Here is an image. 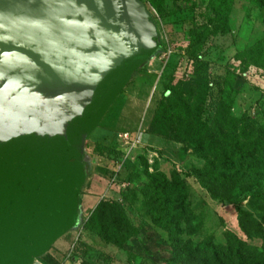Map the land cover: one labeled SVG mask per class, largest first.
I'll list each match as a JSON object with an SVG mask.
<instances>
[{"label": "water", "instance_id": "95a60500", "mask_svg": "<svg viewBox=\"0 0 264 264\" xmlns=\"http://www.w3.org/2000/svg\"><path fill=\"white\" fill-rule=\"evenodd\" d=\"M156 37L143 0H0V264L74 226L85 141Z\"/></svg>", "mask_w": 264, "mask_h": 264}, {"label": "rangeland", "instance_id": "374dc122", "mask_svg": "<svg viewBox=\"0 0 264 264\" xmlns=\"http://www.w3.org/2000/svg\"><path fill=\"white\" fill-rule=\"evenodd\" d=\"M220 1L156 0L157 8L149 0L144 1L155 15L161 48L132 73L101 118L93 135H100L102 144L87 139L90 157L85 164L89 175L96 173V194L89 199L83 198L81 192L74 226L31 264H160L165 257L161 249L167 241V233L152 223L137 193L146 181L142 173V159L145 158L148 171L157 170L167 176L176 171L186 183L187 201L195 216L193 223L199 230L191 235L183 234L184 240L196 241L207 236L223 241L229 231L241 235L237 226L239 207L254 215L264 211L262 200L253 195V191L235 189L236 201L232 203L212 199L193 174L192 167L199 166L203 160L189 151L182 153L175 142L167 140L166 146L153 145L155 152L147 151L149 145L142 137H139L140 144L131 148L119 139L124 131L147 137V118L160 98L164 84L173 72L187 75L188 57L195 54H201L209 61L212 84L203 111L208 123H213L216 100L222 95L232 97L234 116L247 114L253 119L263 118L264 64L243 62L242 57L235 56L237 50L264 36V0H222V4ZM259 2H263L261 6ZM222 15L227 18L218 19ZM147 68L156 70L147 76ZM109 148L121 155L124 153L122 163L113 158L117 152L104 156ZM118 163L120 168L117 170ZM109 170L113 172L110 177V174L107 176ZM124 177L125 180L119 182ZM126 186V190H122ZM123 196L126 197L124 200ZM98 197L120 202L136 229L123 247L108 243L84 228L88 212ZM251 242L258 246L257 241Z\"/></svg>", "mask_w": 264, "mask_h": 264}, {"label": "trees", "instance_id": "16d2710c", "mask_svg": "<svg viewBox=\"0 0 264 264\" xmlns=\"http://www.w3.org/2000/svg\"><path fill=\"white\" fill-rule=\"evenodd\" d=\"M149 2L158 7L156 0ZM146 7L156 23L155 15ZM220 18L225 19L227 16L222 15ZM156 40L153 54L161 48L158 29ZM236 52L235 57H242L243 62L262 66L264 36ZM188 58L187 75L173 72L164 84L161 96L147 118L146 133L175 142L182 153L189 151L202 159V164L192 167L193 174L212 199L221 203L235 202L233 192L238 189L242 192L253 191V195L264 204V116L261 120L247 114L236 117L231 112L232 97L222 95L216 100L213 123H208L203 111L212 84L209 61L201 54ZM146 74L151 75V72ZM96 128L87 139L92 138L96 144H102L103 138L93 135ZM87 139L84 164L90 157ZM147 151L155 150L147 146ZM110 152H117L113 158L120 159L118 162L122 163L124 153L121 155L109 148L104 156L111 155ZM142 166L146 181L137 193L152 223L167 233V241L161 249L165 257L160 264H264V211L254 215L250 210L239 207L237 226L241 235L229 231L223 241L207 236L196 241L184 240L181 238L183 234L191 235L199 230L193 223L195 216L187 201L184 179L176 171H172L170 176L157 170L148 171L146 158L142 159ZM108 174L110 177L113 172L109 170ZM88 175L87 170L86 178ZM122 180L125 177L119 182ZM84 183L79 193L78 209ZM83 226L118 247H123L136 232L122 204L114 199H99L88 212ZM251 241H257L258 246Z\"/></svg>", "mask_w": 264, "mask_h": 264}, {"label": "crops", "instance_id": "0c3cea01", "mask_svg": "<svg viewBox=\"0 0 264 264\" xmlns=\"http://www.w3.org/2000/svg\"><path fill=\"white\" fill-rule=\"evenodd\" d=\"M153 67V65L151 66V68ZM156 69L153 68L150 70V68L148 69L147 68V71L148 72H154ZM146 136L144 138V134L143 136H139L140 139L141 137L143 138V141H146L147 140V145H149L150 147H153V145H156V146H160V145H164L165 143H167V140L161 138V137H158V136H155V135H152V134H148L146 133ZM167 144H165L166 146ZM94 171V170H93ZM96 173L94 174H90L87 176L86 178V181L84 183V186L82 188V191H83V198H88L90 199V197H93L94 194H96V189H98L97 187H95V180H96ZM102 190V189H101ZM103 191V190H102ZM100 198L98 197L95 204L98 202ZM93 208V206H92Z\"/></svg>", "mask_w": 264, "mask_h": 264}, {"label": "built area", "instance_id": "2783aa9c", "mask_svg": "<svg viewBox=\"0 0 264 264\" xmlns=\"http://www.w3.org/2000/svg\"><path fill=\"white\" fill-rule=\"evenodd\" d=\"M119 139L125 143L128 144L127 146L129 148L131 147H137L140 144L139 136L133 135V133H130L128 131H124L119 135ZM120 168V164L117 165V170ZM116 175V173H115Z\"/></svg>", "mask_w": 264, "mask_h": 264}]
</instances>
